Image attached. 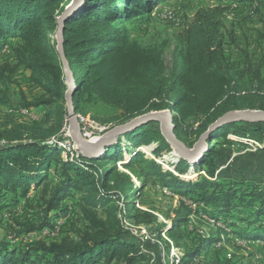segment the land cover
<instances>
[{
  "label": "trees",
  "instance_id": "1",
  "mask_svg": "<svg viewBox=\"0 0 264 264\" xmlns=\"http://www.w3.org/2000/svg\"><path fill=\"white\" fill-rule=\"evenodd\" d=\"M165 1L84 0L67 20L65 53L76 81V113H80V106L84 103L99 102L119 108L120 115L112 120L125 125L145 114L170 110L174 114L175 134L181 141L180 128L201 120L212 125L226 113L242 110V97L229 75L224 50L222 31L230 9L224 0H215V6L198 10L193 21L179 34L185 67L182 72L166 76L160 53L143 48L130 39L126 22L148 14L158 2ZM62 2L0 0V48H11L16 61L15 67H3L0 80L5 79L6 72L13 73L16 68L23 67L31 73V81L46 89L56 102L66 101L68 90L57 43L54 45L51 37L57 30V18L64 12L63 8L59 9ZM256 80L264 88V57ZM52 104L49 100L35 101L27 103L26 110L39 106L53 108ZM66 118L68 111L59 107L56 121L49 127H44L50 121L47 117L31 125L15 124L0 134V208L4 207L2 204L7 194L15 200L19 187L23 188L21 197H27L30 189L41 187L40 222L28 227V232L52 227L68 213L69 208L63 204L74 193L82 192L80 200L90 208L107 205L121 196L129 198L136 190L135 183L118 169L117 163L129 154L131 160L123 163V167H131V162L142 155L137 148L140 143H158L154 150L157 156L161 155L166 144L161 131L147 130L148 126L157 124L151 123L127 133L99 158L86 160L81 155L63 158L60 142L65 137ZM97 121L114 123L111 120ZM238 123L245 122H231L216 128L210 132L208 140L213 138L214 143L218 136ZM198 128L202 130L204 125ZM207 130L205 127L199 136ZM215 153L218 152L208 147L201 159L193 164L205 167L210 179L194 180L191 174L192 177L187 175L186 167H176L179 173L176 176L148 159L143 161L145 166L137 174L156 176L163 187L183 196L194 194V203L198 207H211V216L219 220L230 213L238 191L230 186L223 187L214 180L217 170L213 159ZM104 160L111 165L102 169L97 162ZM52 163L56 165L55 178L48 180ZM182 163L190 164L185 160ZM242 193L261 199L255 212L259 220L264 216V191L253 189ZM87 219L90 226L78 230L76 238L68 235L58 242H37L21 250L0 242V264H139L147 260L148 256L126 237L129 233L120 222L112 234L97 222L95 216ZM185 222L184 216L175 218L172 231L181 228ZM240 234L264 242V223ZM216 242L217 239L202 242L193 253L187 254L184 261L190 262Z\"/></svg>",
  "mask_w": 264,
  "mask_h": 264
},
{
  "label": "rangeland",
  "instance_id": "2",
  "mask_svg": "<svg viewBox=\"0 0 264 264\" xmlns=\"http://www.w3.org/2000/svg\"><path fill=\"white\" fill-rule=\"evenodd\" d=\"M71 2L72 0H63L59 9L65 10ZM223 3L230 7L222 31L224 50L229 62V75L242 97L243 108L240 111L264 112V88L256 80L257 70L264 57V0H224ZM215 4V0L158 2L148 14L126 22V27L130 31L131 40L143 48H152L160 53L166 68L165 75L169 77L185 69L179 34L193 21L198 10ZM51 37L56 45V33ZM5 65H16L14 53L7 46L0 48V73ZM30 78L31 73L28 70L18 67L13 73L6 72L5 79L0 80V134L15 124L31 125L47 117L50 121L44 127H49L56 121L59 107L68 111L66 101L56 102L46 93V89L32 82ZM41 100L52 101L53 108L39 106L31 111L26 110L27 103ZM79 112L78 114L91 119L113 121L112 119L120 115L121 110L99 102H87L80 106ZM66 120L65 137L60 144L65 141H71L72 144V133ZM195 122L189 127L179 129V137L189 150H194L200 137L212 126L209 123L204 124L203 120ZM99 124L103 127L102 137L123 126L118 122ZM200 125L208 128L201 136L199 135L204 128L200 130ZM147 130L162 133L158 123L148 126ZM208 142L207 138L205 143ZM212 142L208 147L218 152L213 155L217 166L214 180L223 187L230 186L238 191L230 213L221 216L219 220L211 216V207H198L194 203V194L183 196L163 187L156 176L142 177L137 174L145 166L143 161L147 159L156 161L164 171L176 176L179 175L176 167H186L187 175H192L194 180L210 179L205 167L183 164L176 149L167 141L160 156L154 154L158 143H140L137 148L142 155L131 162V167H123V163L131 160L129 154H125L122 161L117 163L118 169L128 174L135 183L136 190L129 198L121 196L107 205L90 208L80 200L82 192L74 193L63 204L69 208L68 213L59 218L52 227L28 232V227L40 222L41 187L30 189L27 197H21L23 188L19 187L15 200L12 195L7 194L2 204L4 207L0 208V242L21 250L37 242H58L68 235L76 238L78 230L83 231L90 226L87 217L95 216L97 222L112 234L118 227L116 224L120 222L129 233L126 235L129 241L135 243L138 250L148 256L146 261L139 264H264V242L240 234L264 223V216L258 220L255 215L261 199L242 193L253 189L264 191V122L235 124ZM72 145L76 150L71 153H80L78 145L74 142ZM71 153L66 154L63 149L61 157L66 158ZM108 163L109 161L104 160L97 162V165L103 169L106 165H111ZM55 167L52 163L48 180L55 178ZM180 216H184L186 222L181 228L172 231L173 220ZM210 239H217L218 242L211 244L190 262L184 261L187 254L193 253L202 242Z\"/></svg>",
  "mask_w": 264,
  "mask_h": 264
},
{
  "label": "water",
  "instance_id": "3",
  "mask_svg": "<svg viewBox=\"0 0 264 264\" xmlns=\"http://www.w3.org/2000/svg\"><path fill=\"white\" fill-rule=\"evenodd\" d=\"M83 2L84 0H72V2L68 5V7L65 8L64 12L57 20L56 50L63 67L66 83L69 86L65 95L68 108L69 127L72 133V138L78 145L79 152L84 159L93 160L99 158L107 151L108 148L117 144L119 138L124 137L127 133L147 126L151 123H158L161 126L163 137L170 145H172L176 149L177 156L180 159H183L193 165L201 159L203 154L208 149L209 144L213 141L212 138L209 140L208 144L205 143V140L209 137L210 132H212L216 128H219L231 122H245L251 124L264 122V112H228L221 118H219L214 124H212L209 131H207L200 137L199 141L194 147V150H189L175 134L173 112L170 110H165L159 113H148L136 119H133L129 123L113 129L98 140L89 141L85 139L80 131V125L77 119L76 108L74 105V94L77 87L73 71L66 57L64 37V30L67 20L80 8Z\"/></svg>",
  "mask_w": 264,
  "mask_h": 264
},
{
  "label": "built area",
  "instance_id": "4",
  "mask_svg": "<svg viewBox=\"0 0 264 264\" xmlns=\"http://www.w3.org/2000/svg\"><path fill=\"white\" fill-rule=\"evenodd\" d=\"M77 119H78V122L80 125L81 134L85 139H87L89 141H95V140H98L102 137L101 133L103 132V127L99 124V122H97L96 120L91 119L87 116L85 117V116L78 114V113H77ZM66 123L69 124L68 118L66 120ZM71 140H72V144H73L74 140H73L72 136H71ZM72 144H71V141H69V142L65 141V142L61 143L60 145L64 149V152L67 154V152L71 153L72 151L76 150L74 148L75 146H73ZM72 148L74 150H72ZM70 155L72 157H79L80 153H76V154L71 153ZM59 224H61V223H59ZM171 254H173V253H171ZM176 257L179 259L178 255H176Z\"/></svg>",
  "mask_w": 264,
  "mask_h": 264
},
{
  "label": "bare ground",
  "instance_id": "5",
  "mask_svg": "<svg viewBox=\"0 0 264 264\" xmlns=\"http://www.w3.org/2000/svg\"><path fill=\"white\" fill-rule=\"evenodd\" d=\"M160 162V161H159Z\"/></svg>",
  "mask_w": 264,
  "mask_h": 264
}]
</instances>
